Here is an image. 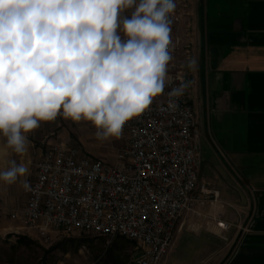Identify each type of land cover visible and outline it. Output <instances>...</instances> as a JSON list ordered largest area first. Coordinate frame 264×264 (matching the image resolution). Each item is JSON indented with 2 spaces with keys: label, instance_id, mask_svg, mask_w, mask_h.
<instances>
[{
  "label": "clouds",
  "instance_id": "1",
  "mask_svg": "<svg viewBox=\"0 0 264 264\" xmlns=\"http://www.w3.org/2000/svg\"><path fill=\"white\" fill-rule=\"evenodd\" d=\"M176 0H0V136L23 156L29 134L58 117L87 122L104 142L162 96L175 110L192 81L170 74L180 40ZM198 69L191 57L181 65ZM29 174L15 160L11 185ZM22 187H29L26 180Z\"/></svg>",
  "mask_w": 264,
  "mask_h": 264
},
{
  "label": "built area",
  "instance_id": "2",
  "mask_svg": "<svg viewBox=\"0 0 264 264\" xmlns=\"http://www.w3.org/2000/svg\"><path fill=\"white\" fill-rule=\"evenodd\" d=\"M172 36L179 37L170 74L187 79L181 65L191 58L181 34L188 15L186 0H176ZM165 89L151 108L129 121L112 163L56 145L35 163L25 189L23 228L45 237L73 231L136 243L131 264H161L173 245L181 217L196 207L219 203L218 190L199 184L200 134L191 104V86L167 107ZM217 226L226 229L223 222Z\"/></svg>",
  "mask_w": 264,
  "mask_h": 264
},
{
  "label": "crops",
  "instance_id": "3",
  "mask_svg": "<svg viewBox=\"0 0 264 264\" xmlns=\"http://www.w3.org/2000/svg\"><path fill=\"white\" fill-rule=\"evenodd\" d=\"M186 1L181 34L198 60L186 75L203 154L199 184L227 204L231 192L241 195L247 210L238 231L217 226L230 224L229 205L218 221L207 204L185 213L161 264H264V0ZM5 143L0 136V165L17 155ZM16 247L15 237L0 236V264H16Z\"/></svg>",
  "mask_w": 264,
  "mask_h": 264
},
{
  "label": "rangeland",
  "instance_id": "4",
  "mask_svg": "<svg viewBox=\"0 0 264 264\" xmlns=\"http://www.w3.org/2000/svg\"><path fill=\"white\" fill-rule=\"evenodd\" d=\"M95 128L87 122L74 123L58 117L54 122L42 123L40 128L29 134V141L37 157L30 161L29 155H12L2 159L0 171L10 166V161L24 163L29 167V174L20 178L15 184L8 185L0 181V236L15 237L17 242L16 264H131L138 252L135 242L116 237L112 240L106 237L85 232L73 231L69 234L50 232L43 237L32 230L23 228L22 208L26 200L25 188L21 181L29 183L35 173V163L48 148L62 145L75 148L82 155L101 159L112 163L116 150L123 145V138L110 139L101 142L95 137ZM35 154V153H34ZM201 157L203 159L202 148ZM233 195V203L227 204L220 197V202L207 204L209 220L218 221L223 216V206L229 205L231 210L230 224L227 228L242 230L243 215L246 213V203L241 195ZM232 197V196H231ZM217 223V222H216ZM224 223V222H223ZM226 228V229H227ZM13 256V253L7 257Z\"/></svg>",
  "mask_w": 264,
  "mask_h": 264
}]
</instances>
